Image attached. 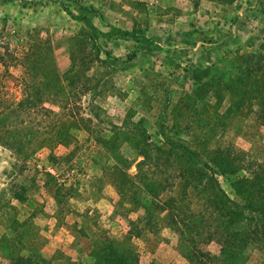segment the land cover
<instances>
[{"label":"rangeland","instance_id":"obj_1","mask_svg":"<svg viewBox=\"0 0 264 264\" xmlns=\"http://www.w3.org/2000/svg\"><path fill=\"white\" fill-rule=\"evenodd\" d=\"M263 103L264 0H0V264H108L114 240V264H197L203 199L264 162ZM162 175L183 236L149 208Z\"/></svg>","mask_w":264,"mask_h":264},{"label":"trees","instance_id":"obj_2","mask_svg":"<svg viewBox=\"0 0 264 264\" xmlns=\"http://www.w3.org/2000/svg\"><path fill=\"white\" fill-rule=\"evenodd\" d=\"M83 20L94 32L97 31V27L93 25L87 17H83ZM120 32L125 35L137 36V31L135 30H120ZM144 38L147 42L151 41L146 37ZM127 64L130 66L131 63ZM179 148H181L183 154L187 155L192 161L210 169L206 162L201 161L193 150L183 144H179ZM252 166L253 167H250L252 170V177H241L234 185L239 200L229 198L227 194L219 188V191L222 192L224 195L223 197H225L224 200L223 197L210 200L203 199L200 204L198 211L201 217H203V225L200 227L198 233L192 237V258H196L197 264H208V262L209 264H227V260L234 258L235 255L240 256L245 248L249 246L256 247V249L262 252L264 264V162L255 163ZM181 174V171L177 174L180 180H189L190 187L193 189H202L204 182L199 176L195 174L193 175L194 177L186 179L184 174ZM165 176L166 175H162L161 180L157 183L160 185L158 187L159 190L155 192L153 190L151 191V193H154L156 199L160 198V202H158L159 205H155L153 202L149 208L150 210L154 208L166 211L170 226L173 229L181 231V235L183 236V228L188 225V219L185 217L188 214L195 215L196 211L185 196L181 199H174L175 197L171 196L161 197L164 192L172 186L167 178L164 179ZM134 185L132 183L130 187ZM118 189L122 198L120 203L129 202L126 188L119 186ZM148 220L152 222L151 217ZM204 239L207 241H217L221 245L220 255H213L210 251L201 250L196 241ZM113 242L108 241L110 246L107 247L109 250L108 264H114L115 260L113 257V251H115ZM104 243L107 244V242ZM36 260L37 259L34 258L33 262L38 264Z\"/></svg>","mask_w":264,"mask_h":264}]
</instances>
